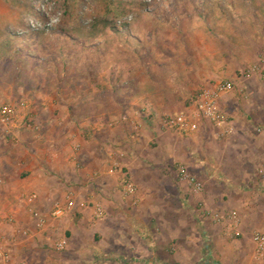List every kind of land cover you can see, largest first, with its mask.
<instances>
[{"label": "rangeland", "instance_id": "rangeland-1", "mask_svg": "<svg viewBox=\"0 0 264 264\" xmlns=\"http://www.w3.org/2000/svg\"><path fill=\"white\" fill-rule=\"evenodd\" d=\"M221 82L233 84L232 92L218 101L233 125L231 114L220 107L223 100L264 108V0H0V107L11 105L18 113L14 127L0 124V151L8 152L9 171L21 169L18 153L39 149L37 141L46 130V121L66 111L73 123L82 112L79 105L86 102L91 110L103 113L114 108L118 112L116 125L122 142L119 162L113 166L121 176L112 193L113 204L99 200L97 195L103 191H92V199L81 197V190L55 199L34 190L0 191L1 199L18 197L16 204L0 207L4 219L0 239L9 261L18 257L13 259L17 247L13 245L27 237L19 235L23 229L28 231L31 211L38 212L49 229L55 206L60 205L66 209L62 217L73 221L79 217H166L172 210L200 223V246L206 247L212 264H262L264 260L257 262L253 237L264 234V229L256 227L264 225V213L253 217L255 221L249 217L242 221L237 210L213 207L218 199L223 202L222 190H206L207 173L220 156L231 155L224 142L236 131L223 136L204 122L188 136L163 128L166 117L193 112L196 97ZM94 101L98 104L93 106ZM127 102L134 103V110L120 108ZM135 121L151 125L160 137L138 132L137 140L128 127ZM255 133L260 131L255 128ZM72 145V152L78 153L80 143ZM132 153L139 158L130 167L137 182L127 174L125 159ZM48 165H43L47 171ZM182 166L203 184L200 194L180 182ZM71 168L79 171L78 165ZM10 181L14 186L15 177ZM125 181L135 187L136 197L124 195ZM253 184L244 194L262 201L263 188ZM31 195L36 200L29 205ZM206 197L209 208L201 202ZM179 203L185 205L184 211H177ZM192 203H197L198 212L192 210ZM231 213H236L235 219L227 217ZM216 215L224 220L218 222ZM33 226L37 229L36 223ZM243 228L250 234L243 233ZM87 232L78 239L85 248L93 236ZM67 238L56 235L42 240L54 264H66L74 257L56 249ZM238 249L242 257L233 263Z\"/></svg>", "mask_w": 264, "mask_h": 264}, {"label": "crops", "instance_id": "crops-1", "mask_svg": "<svg viewBox=\"0 0 264 264\" xmlns=\"http://www.w3.org/2000/svg\"><path fill=\"white\" fill-rule=\"evenodd\" d=\"M258 91L260 90L257 89L256 92ZM231 102L227 104L223 100L220 107L233 117L236 132L224 142L232 152L225 159L220 156L213 169L207 173L206 190L223 191V202H219L217 198V205H213L215 209H234L240 213L242 221L245 217L255 221L253 217H261V213H264V198L262 201L248 199L243 190L253 188V183L264 190V108L251 106L247 101ZM86 104L87 102L79 105L82 112L79 117H74L73 123L66 116V111L60 114L61 117L58 114L46 121V130L43 136L38 137L37 146L39 149L47 146L49 151L31 148L30 153H18L16 160H20L17 158L19 155L22 156L21 169L9 171L11 167L7 161L8 152L0 151V191L14 190L15 193H23L34 190L40 191L41 196L46 195L48 199L63 198L71 190L84 191L81 192V197L92 199L95 194L92 191H103L101 196L97 195L99 200L104 204L114 203L115 195L112 193L118 189L121 179L120 173L113 168L119 162V146L122 144L120 127L116 125L118 112L114 108H106L102 113L89 109ZM95 104L98 102L94 101L91 105ZM133 104L127 102L120 108L131 111L134 110ZM245 114L246 119L241 117ZM68 122L70 125H67ZM58 126L65 127L59 129ZM128 127L132 128L137 140H140L138 132L140 136L149 134L152 138L160 137L151 125L142 121L130 123ZM255 128L260 131L259 134L255 133ZM73 142L80 143L78 153L72 152ZM44 152H49L50 156ZM134 156V153L127 156L125 162L129 166L127 174L136 181L135 171L130 169L139 160ZM44 164H49L48 171L43 167ZM72 164L78 165L79 171L71 168ZM257 168L259 172L256 171ZM258 173L262 176L255 177ZM11 177H15L14 186L10 181ZM225 197L228 198L227 201ZM17 199L18 197H0V207L16 204ZM201 202L206 208L210 207L208 197ZM196 205L197 203H192L191 207L198 212ZM176 208L177 211H184L185 205L179 203ZM170 213L166 217H79L75 221L70 217H62L51 219L49 229L46 225L34 228L35 221L31 218L27 222L28 231L23 229L19 235L27 237L21 238L23 240L13 245L17 247L13 251L11 249L13 259L18 255L16 261L10 262L9 259L7 264H54V259L48 255L51 251L44 250L42 240L56 235L68 237L63 255H73L71 259L75 264H212L209 262V253L204 252L206 247L200 246L203 235L200 223L193 217H180L177 213H172V210ZM256 227L264 229V225ZM86 232L93 233V236L85 248L79 245L78 239ZM242 232L250 234L247 228H243ZM242 254L243 251L238 249L233 263ZM71 259L66 264H72L74 261ZM261 263L264 264V261Z\"/></svg>", "mask_w": 264, "mask_h": 264}, {"label": "built area", "instance_id": "built-area-1", "mask_svg": "<svg viewBox=\"0 0 264 264\" xmlns=\"http://www.w3.org/2000/svg\"><path fill=\"white\" fill-rule=\"evenodd\" d=\"M233 84L230 82H221L216 84L211 90L202 91L195 99L194 110L190 113H181L175 116L166 117L163 120V128L167 131L179 133L181 135H192L199 129L201 122L210 124L216 129L222 131L223 136H231L234 134L235 128L233 123L228 119L226 114L219 108L218 101L220 97L232 92ZM24 108V105H21ZM17 109L11 105L0 107V124L4 127H14L17 119ZM178 176L181 183L186 184L191 188V192L195 195L203 191V184L191 176L185 167H179ZM124 195L128 198L136 197L135 187L128 181L123 183ZM36 200L35 195H31L27 202L34 204ZM70 206L73 205L71 201L68 202ZM66 212V209L60 205H56L52 213L53 219H60ZM33 219L37 228H43L46 225L44 218L39 216L35 210L31 211ZM230 219L236 217V213L227 215ZM218 222L224 220V216L216 215ZM4 219L0 218V226H2ZM253 244L255 249V256L257 262L264 260V234L257 233L253 237ZM66 241L62 240L56 245L58 251L65 249ZM9 262V254L5 250L0 239V264H7Z\"/></svg>", "mask_w": 264, "mask_h": 264}]
</instances>
